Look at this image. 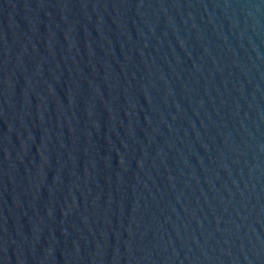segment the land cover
Masks as SVG:
<instances>
[{
	"label": "water",
	"instance_id": "obj_1",
	"mask_svg": "<svg viewBox=\"0 0 264 264\" xmlns=\"http://www.w3.org/2000/svg\"><path fill=\"white\" fill-rule=\"evenodd\" d=\"M0 264H264V0H0Z\"/></svg>",
	"mask_w": 264,
	"mask_h": 264
}]
</instances>
